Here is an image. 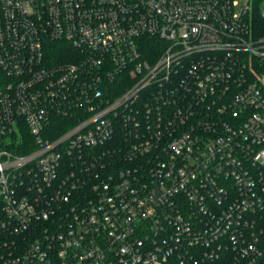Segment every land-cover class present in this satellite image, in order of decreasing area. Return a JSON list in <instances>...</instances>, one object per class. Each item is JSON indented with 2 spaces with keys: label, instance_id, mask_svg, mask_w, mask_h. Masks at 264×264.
I'll return each mask as SVG.
<instances>
[{
  "label": "built area",
  "instance_id": "1",
  "mask_svg": "<svg viewBox=\"0 0 264 264\" xmlns=\"http://www.w3.org/2000/svg\"><path fill=\"white\" fill-rule=\"evenodd\" d=\"M0 264H264V0H0Z\"/></svg>",
  "mask_w": 264,
  "mask_h": 264
},
{
  "label": "trees",
  "instance_id": "2",
  "mask_svg": "<svg viewBox=\"0 0 264 264\" xmlns=\"http://www.w3.org/2000/svg\"><path fill=\"white\" fill-rule=\"evenodd\" d=\"M52 53L48 55L49 57L53 58L56 61L63 60L67 57H71V53L74 52L73 48L69 46V44H66L65 42H57L55 45L52 47ZM72 58V57H71ZM70 58V59H71ZM57 129V128H56ZM26 137H29V133H26ZM31 142V140H30ZM33 148L32 145H30L28 148H23L19 150L20 153H28L30 150Z\"/></svg>",
  "mask_w": 264,
  "mask_h": 264
},
{
  "label": "rangeland",
  "instance_id": "3",
  "mask_svg": "<svg viewBox=\"0 0 264 264\" xmlns=\"http://www.w3.org/2000/svg\"><path fill=\"white\" fill-rule=\"evenodd\" d=\"M245 0H243V2H244Z\"/></svg>",
  "mask_w": 264,
  "mask_h": 264
}]
</instances>
